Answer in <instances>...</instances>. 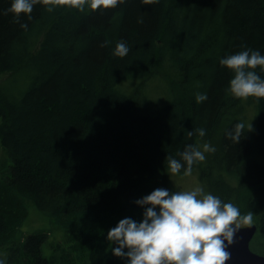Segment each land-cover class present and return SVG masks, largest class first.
Instances as JSON below:
<instances>
[{"label": "trees", "instance_id": "1", "mask_svg": "<svg viewBox=\"0 0 264 264\" xmlns=\"http://www.w3.org/2000/svg\"><path fill=\"white\" fill-rule=\"evenodd\" d=\"M9 5L0 0V75L9 73L0 78V244L8 264H68L72 251L83 264H126L107 230L125 216L140 220L147 205L138 199L156 187L176 191L171 177L190 173L252 213L250 248L264 255V97L227 92L234 73L219 63L243 48L264 53V0H120L85 11L57 0L18 17ZM120 41L125 56L114 54ZM24 69V85L8 87ZM253 70L264 77L261 66ZM157 77L168 87L153 99L146 88ZM197 92L207 99L197 103ZM204 143L215 151L190 173L169 171L168 156L182 159L186 145ZM27 202L69 237L68 251L45 254L42 230L6 246Z\"/></svg>", "mask_w": 264, "mask_h": 264}, {"label": "clouds", "instance_id": "2", "mask_svg": "<svg viewBox=\"0 0 264 264\" xmlns=\"http://www.w3.org/2000/svg\"><path fill=\"white\" fill-rule=\"evenodd\" d=\"M57 0H10L6 11L18 17L20 13L31 14L37 3L49 6ZM120 0H70L72 6L85 11L86 6L97 9L101 6H115ZM21 27L26 28V24ZM129 51L125 42L116 44L114 54L125 56ZM219 63L234 73L229 80L227 92L235 97H264V77L254 71L261 66L264 71V53L259 49L243 50L226 54ZM207 99L206 92H197V103ZM234 138L239 139L243 125L238 123ZM201 136L205 134L199 129ZM191 136L192 132L189 131ZM229 135L233 133L230 131ZM215 151L209 143L203 144V150L195 144H188L180 153L182 159L167 157V166L171 173L192 171V166L205 160V153ZM183 161V163H182ZM136 203L147 205L142 218L136 220L125 216L107 230V239L111 242V252L118 257H126V264H225L230 253L225 241L232 242L240 224H251L252 213L242 214L231 201L220 197L196 185L187 190L171 191L156 187ZM158 206V207H157ZM0 264H8L6 254L0 253Z\"/></svg>", "mask_w": 264, "mask_h": 264}, {"label": "rangeland", "instance_id": "3", "mask_svg": "<svg viewBox=\"0 0 264 264\" xmlns=\"http://www.w3.org/2000/svg\"><path fill=\"white\" fill-rule=\"evenodd\" d=\"M8 74V72L2 73L0 75V78L2 79ZM27 75L28 69H24L21 72L15 73L14 75H10L6 82V85L8 87H12L13 89L21 88L27 79ZM167 87V82H165L163 78L157 77L147 86L146 93L150 98L157 99L164 94L165 89ZM6 163V154L0 148V173L5 170ZM171 178L172 184L175 186L176 191L187 190L196 185L202 186L199 180L197 179L196 174L190 173L181 176L173 175ZM39 230L48 232V243H45V245L43 246L45 254L54 252L56 256H59L62 252L69 250L71 246V241L69 237L64 234V232L61 231L59 227H57L56 222L54 223L53 220L49 217V215L39 211L30 202H27V214L24 215L23 220L18 223L17 226L14 227V234L8 233L7 236L4 238V240H6L7 242L6 246L9 245V242H13V240H20L22 235H26L28 233ZM4 248V245L0 244V253L6 254V250H4ZM75 258V252L72 251L71 259L69 260L68 264H83L84 257L80 258L81 260H77Z\"/></svg>", "mask_w": 264, "mask_h": 264}, {"label": "water", "instance_id": "4", "mask_svg": "<svg viewBox=\"0 0 264 264\" xmlns=\"http://www.w3.org/2000/svg\"><path fill=\"white\" fill-rule=\"evenodd\" d=\"M256 229L255 223L239 225L232 242L225 241L226 250L230 253L225 264H264V255L250 248Z\"/></svg>", "mask_w": 264, "mask_h": 264}]
</instances>
